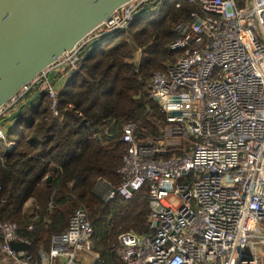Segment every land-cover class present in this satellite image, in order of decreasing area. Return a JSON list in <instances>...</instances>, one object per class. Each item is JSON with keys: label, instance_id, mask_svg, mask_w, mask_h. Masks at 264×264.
<instances>
[{"label": "built area", "instance_id": "2783aa9c", "mask_svg": "<svg viewBox=\"0 0 264 264\" xmlns=\"http://www.w3.org/2000/svg\"><path fill=\"white\" fill-rule=\"evenodd\" d=\"M186 1L198 11L176 25L178 38L169 46L183 56L154 74L149 85L166 116L165 129L140 144L136 126L124 125L122 184L100 182L95 193L108 204L149 191L150 231L122 233L114 246L123 264H264V0ZM182 2L133 1L56 67L71 77L93 50L108 45L137 18L145 21L163 6L179 9ZM41 80L57 116V89ZM37 83L0 112V121L34 94ZM0 141H7L3 126ZM13 147L10 143L7 150ZM0 234V264L101 261L93 248L94 229L81 209L39 259L16 224L0 220ZM12 243L29 250H13Z\"/></svg>", "mask_w": 264, "mask_h": 264}, {"label": "trees", "instance_id": "16d2710c", "mask_svg": "<svg viewBox=\"0 0 264 264\" xmlns=\"http://www.w3.org/2000/svg\"><path fill=\"white\" fill-rule=\"evenodd\" d=\"M197 11L186 0L179 9L163 6L93 50L57 89V116L51 99L42 95L13 122V130L0 121L7 137L0 141V220L17 225L19 234L31 242L35 258L50 251L52 237L65 233L80 209L94 229L98 264H123L114 252L118 237L150 231L147 188L132 200L118 197L106 204L95 187L100 182L114 188L122 184L124 125L136 126L140 144L165 129L166 116L151 98L150 81L183 56L169 50L178 38L174 29ZM10 143L15 145L8 151Z\"/></svg>", "mask_w": 264, "mask_h": 264}, {"label": "water", "instance_id": "95a60500", "mask_svg": "<svg viewBox=\"0 0 264 264\" xmlns=\"http://www.w3.org/2000/svg\"><path fill=\"white\" fill-rule=\"evenodd\" d=\"M133 1L0 0V112L37 81L39 90L2 123L18 120L28 105L46 95L39 79ZM11 248L29 250L16 243Z\"/></svg>", "mask_w": 264, "mask_h": 264}, {"label": "crops", "instance_id": "0c3cea01", "mask_svg": "<svg viewBox=\"0 0 264 264\" xmlns=\"http://www.w3.org/2000/svg\"><path fill=\"white\" fill-rule=\"evenodd\" d=\"M68 75H67V71H66V69L64 70V68H62V67H55L52 71H50V73H48V75L45 77L46 79H48L49 80V83H51L52 85H54L55 87H56V89H59V88H61V86H64V84L62 83L64 80H67V82H68V80H69V78L67 77ZM36 90V89H35ZM35 93V92H34ZM33 95V94H32ZM31 95V96H32ZM30 96V97H31ZM29 97V98H30ZM28 98V99H29ZM39 99V98H38ZM36 102V101H35ZM18 108V107H17ZM16 108V109H17ZM14 123L12 122V123H10L7 127V129L8 130H10L11 128H12V130H13V128H14ZM15 132H17V130L15 131ZM15 145V144H14ZM49 179H51V178H49ZM51 181V180H50ZM49 181V182H50ZM96 188V187H95ZM97 194V193H96Z\"/></svg>", "mask_w": 264, "mask_h": 264}, {"label": "rangeland", "instance_id": "374dc122", "mask_svg": "<svg viewBox=\"0 0 264 264\" xmlns=\"http://www.w3.org/2000/svg\"><path fill=\"white\" fill-rule=\"evenodd\" d=\"M65 70V69H64ZM68 77V76H67ZM69 78V77H68ZM63 84H66L67 83V80H64L63 82H62ZM6 128H8V127H6Z\"/></svg>", "mask_w": 264, "mask_h": 264}]
</instances>
